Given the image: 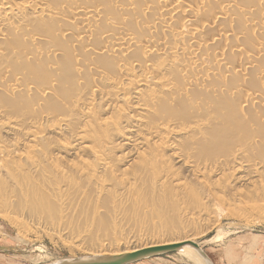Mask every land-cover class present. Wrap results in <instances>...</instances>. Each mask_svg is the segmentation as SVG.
<instances>
[{
  "label": "bare ground",
  "instance_id": "obj_1",
  "mask_svg": "<svg viewBox=\"0 0 264 264\" xmlns=\"http://www.w3.org/2000/svg\"><path fill=\"white\" fill-rule=\"evenodd\" d=\"M263 179L264 0H0V213L118 255L264 216Z\"/></svg>",
  "mask_w": 264,
  "mask_h": 264
},
{
  "label": "rangeland",
  "instance_id": "obj_2",
  "mask_svg": "<svg viewBox=\"0 0 264 264\" xmlns=\"http://www.w3.org/2000/svg\"><path fill=\"white\" fill-rule=\"evenodd\" d=\"M263 180H257L259 182L256 181V184H260V181ZM243 183L238 185L239 187L241 185L240 189L247 193V197H244L246 202L248 199L251 201L253 198L255 199V196L251 195V193L256 190V187L259 189V186H264L262 183L258 186H256L255 182ZM261 197H259V200L263 202L264 199ZM254 199L253 202H256ZM224 214L228 215V217L223 214H221L222 217L219 215L220 220H218L219 217L215 221L212 220L211 223L213 225L210 223L212 226H208V229L207 227L199 228L198 230L192 229L197 234L196 236L195 233H192L195 235L193 237L195 242L201 245L213 264H264L263 214H260V216L254 215L255 219H252L254 216L251 219H249L250 217L246 218V222L242 217V219L237 216L236 218L229 214L227 210L224 211ZM26 218L28 219V217ZM27 219L24 218L25 221ZM29 219L31 220H27L30 222L28 225L21 224L17 222L16 215L11 217V215L0 213V264H49L57 260L94 255L89 249H86V251L85 248H76L73 245V241L71 245L68 244L67 241L72 240L70 236L66 238L67 236L62 234L65 237H59L60 233L55 232L54 234L53 231L46 228L43 229L42 226L37 225V221L32 218ZM24 225L31 227V229L29 227L27 229ZM188 233L191 232L188 231ZM136 241L137 244H140V240L133 239L129 245H135ZM142 241L145 242V238L140 242L142 243ZM178 252L151 257L133 264H198L194 258L188 257L184 253H180V251Z\"/></svg>",
  "mask_w": 264,
  "mask_h": 264
},
{
  "label": "water",
  "instance_id": "obj_3",
  "mask_svg": "<svg viewBox=\"0 0 264 264\" xmlns=\"http://www.w3.org/2000/svg\"><path fill=\"white\" fill-rule=\"evenodd\" d=\"M185 246H193L205 258L209 260V264H213L209 255L204 251L203 248L198 245L197 242L194 241H186L168 245L150 246L133 252H125L118 255H91L87 257L62 259L49 264H133L151 257L178 252Z\"/></svg>",
  "mask_w": 264,
  "mask_h": 264
}]
</instances>
